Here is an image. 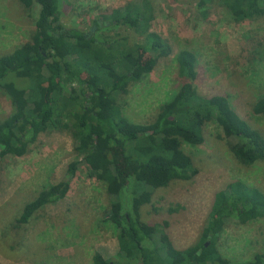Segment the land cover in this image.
<instances>
[{
  "label": "trees",
  "instance_id": "1",
  "mask_svg": "<svg viewBox=\"0 0 264 264\" xmlns=\"http://www.w3.org/2000/svg\"><path fill=\"white\" fill-rule=\"evenodd\" d=\"M65 1L20 0L26 8L39 4L34 30L28 41L0 57V81L13 72L25 82L10 91L14 113L0 124V162L7 155L25 153L41 134L52 130L67 131L76 153L61 180L44 186L24 204L16 226L62 200L78 170L88 164L90 175L110 199L104 220L113 226L119 243L114 258L97 251L93 264H234L219 239L228 220L247 224L264 217L260 188L235 179L217 189L199 241L183 248L173 245L167 222L148 225L142 207L152 202L156 190L198 174L183 146L203 143L211 123L227 130L228 147L245 166L264 160V135L229 94L204 95L198 90L193 79L198 57L187 48L174 57L179 87L160 105L153 122L130 120L118 102L120 95L146 79L172 47L155 36L115 51L120 37L100 32L122 24L137 30L146 16H154V1L131 0L119 9L101 10L88 31L62 22ZM221 1L199 0L202 16L207 17L210 6ZM227 8L236 22L264 16V0H232ZM141 52L151 57L142 61ZM251 113L264 115V94L253 103ZM116 151L130 170L125 178ZM242 264H264V251Z\"/></svg>",
  "mask_w": 264,
  "mask_h": 264
},
{
  "label": "rangeland",
  "instance_id": "2",
  "mask_svg": "<svg viewBox=\"0 0 264 264\" xmlns=\"http://www.w3.org/2000/svg\"><path fill=\"white\" fill-rule=\"evenodd\" d=\"M129 1L67 0L62 22L88 31L101 10L113 11ZM153 1L154 16H146L137 30L122 24L100 32L101 36L120 37L115 51L155 36L172 47L171 54L161 57L146 79L120 95L124 115L135 123L153 122L160 105L179 87L174 57L187 48L198 57L193 75L198 90L204 95L229 94L264 135V115L251 113L253 103L264 94V16L233 21L227 13L232 0L214 2L207 17L198 8L199 0ZM38 12L39 4L26 8L20 0H0V57L30 39ZM150 57L141 52L142 61ZM24 85V79L13 72L0 81V124L14 113L10 91ZM228 137L225 128L211 123L203 143H185L186 159H192L198 174L156 190L152 202L142 207V219L148 225L167 222V235L176 248L197 244L213 194L227 182L243 180L264 191V160L251 166L241 164L228 147ZM73 147L67 131L52 130L41 134L25 153L1 159L0 264H93L97 251L108 259L117 255L115 230L104 220L110 199L90 175L88 164L78 170L62 200L45 206L29 223L16 226L24 204L44 186L64 177L68 163L76 157ZM114 156L125 178L130 170L118 151ZM219 246L234 264L252 259L264 251V217L247 224L228 220Z\"/></svg>",
  "mask_w": 264,
  "mask_h": 264
}]
</instances>
